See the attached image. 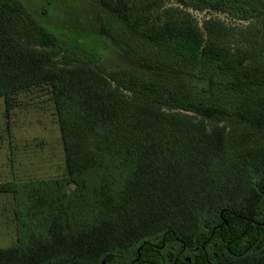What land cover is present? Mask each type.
I'll use <instances>...</instances> for the list:
<instances>
[{"label":"trees","instance_id":"obj_1","mask_svg":"<svg viewBox=\"0 0 264 264\" xmlns=\"http://www.w3.org/2000/svg\"><path fill=\"white\" fill-rule=\"evenodd\" d=\"M112 40L171 76L82 57L0 0V99L46 87L67 176L0 184L18 242L0 264H207L264 241V0H94ZM225 14L202 22L195 13ZM199 71L200 86L186 76ZM174 76V77H172ZM189 252L190 261L185 260ZM257 253V252H256Z\"/></svg>","mask_w":264,"mask_h":264},{"label":"rangeland","instance_id":"obj_2","mask_svg":"<svg viewBox=\"0 0 264 264\" xmlns=\"http://www.w3.org/2000/svg\"><path fill=\"white\" fill-rule=\"evenodd\" d=\"M20 1L40 24L52 30L82 57L102 61L110 69L133 67L149 79L169 80L171 74L136 58L125 46L110 38L94 0ZM194 15L201 22L206 17H216L235 27L250 23L214 12ZM184 76L197 85L205 83L199 71L178 75ZM65 176V154L48 89L39 88L16 96L9 113L5 101L0 99V184ZM15 208L13 195L0 193V248H9L18 242ZM217 250L223 254L225 249ZM120 263L121 260L106 258L100 264ZM52 264L79 263L62 260ZM235 264H264V247L259 253H250L236 260Z\"/></svg>","mask_w":264,"mask_h":264},{"label":"flooded vegetation","instance_id":"obj_3","mask_svg":"<svg viewBox=\"0 0 264 264\" xmlns=\"http://www.w3.org/2000/svg\"><path fill=\"white\" fill-rule=\"evenodd\" d=\"M263 247H264V241L262 244L259 245L258 250L255 251L254 249H248L245 250L243 253L238 254L231 251L229 245H226L221 240L214 238L213 240L208 241L207 244L204 245L203 256L207 264H235L236 260L243 258L250 253L261 252ZM220 248L225 249L223 251V254H220V252H218L217 249ZM185 256H186L185 260L189 262L190 261L189 252H187ZM222 258L224 259L221 260ZM169 261L170 263L172 262V264H176V262L173 263V255L169 257ZM120 264H130V261H123Z\"/></svg>","mask_w":264,"mask_h":264}]
</instances>
